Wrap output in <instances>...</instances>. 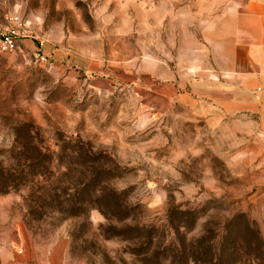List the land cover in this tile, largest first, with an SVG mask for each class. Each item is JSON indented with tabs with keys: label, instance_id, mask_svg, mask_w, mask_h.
Wrapping results in <instances>:
<instances>
[{
	"label": "rangeland",
	"instance_id": "obj_1",
	"mask_svg": "<svg viewBox=\"0 0 264 264\" xmlns=\"http://www.w3.org/2000/svg\"><path fill=\"white\" fill-rule=\"evenodd\" d=\"M0 264H264V0H0Z\"/></svg>",
	"mask_w": 264,
	"mask_h": 264
},
{
	"label": "built area",
	"instance_id": "obj_2",
	"mask_svg": "<svg viewBox=\"0 0 264 264\" xmlns=\"http://www.w3.org/2000/svg\"><path fill=\"white\" fill-rule=\"evenodd\" d=\"M11 26H0V51L12 52L19 48L25 37H29L28 24L19 16L10 17Z\"/></svg>",
	"mask_w": 264,
	"mask_h": 264
}]
</instances>
